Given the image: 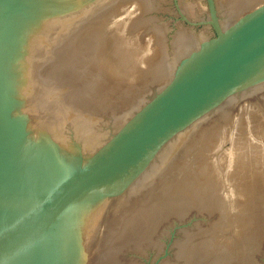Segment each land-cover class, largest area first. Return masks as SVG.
Instances as JSON below:
<instances>
[{
  "label": "water",
  "instance_id": "1",
  "mask_svg": "<svg viewBox=\"0 0 264 264\" xmlns=\"http://www.w3.org/2000/svg\"><path fill=\"white\" fill-rule=\"evenodd\" d=\"M0 264H264V0H0Z\"/></svg>",
  "mask_w": 264,
  "mask_h": 264
}]
</instances>
